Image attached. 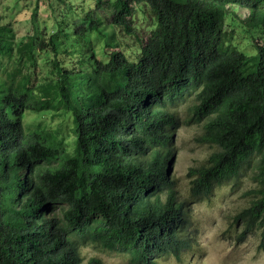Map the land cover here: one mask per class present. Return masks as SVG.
I'll return each instance as SVG.
<instances>
[{
  "label": "trees",
  "instance_id": "1",
  "mask_svg": "<svg viewBox=\"0 0 264 264\" xmlns=\"http://www.w3.org/2000/svg\"><path fill=\"white\" fill-rule=\"evenodd\" d=\"M105 1L83 14L76 37L63 14L54 13L48 38L34 30L31 47L38 41L37 50L53 54L45 84L37 66L12 57L0 13V264H84L86 240L134 264L180 258L190 247L187 216L171 172L183 104L187 122L201 127L197 141L214 148L188 171L192 195L208 198L254 165L259 186L235 221L245 223L242 237L256 230L264 250V43L248 56L224 35L231 4L251 11L252 29L264 27V0H113L108 24L142 42L135 62L120 50L102 62L81 49L86 33L105 25ZM139 14L156 25L141 39ZM77 46L88 66L74 71L68 60ZM76 73L87 74L84 92L74 87ZM58 109L72 116V153L49 130L23 123L26 111Z\"/></svg>",
  "mask_w": 264,
  "mask_h": 264
},
{
  "label": "rangeland",
  "instance_id": "2",
  "mask_svg": "<svg viewBox=\"0 0 264 264\" xmlns=\"http://www.w3.org/2000/svg\"><path fill=\"white\" fill-rule=\"evenodd\" d=\"M105 1V0H104ZM71 2L74 11L68 10L67 4ZM113 0H106L98 9L104 19L105 25L99 32H88V42L81 40V49L85 52L94 49L96 58L102 62L109 60L112 51L120 50L128 60L137 61L142 42L136 41L133 35L126 34L121 28L108 23L113 12L111 7ZM95 0H0V13L6 18L10 29L7 30L6 39L10 41L14 50L13 58H19L23 67L35 65L38 67V81L44 84L51 78L49 68L45 65L53 55L37 50L39 42L33 47L30 45V36L38 28L39 35L48 38V31L54 25L55 15H64V28L68 35L73 28L83 26L81 18L89 8H95ZM97 8V7H96ZM251 11L244 7L231 4L230 13L226 17L224 30L226 45H234L239 52L248 56L257 54L255 43H264V27L252 29L250 24ZM140 24V39L146 38L144 31L155 30L156 25L143 19L138 15ZM57 25V24H55ZM46 28L45 31H43ZM63 45L64 42H63ZM89 47V48H88ZM78 46L74 50L68 62H73L76 67H68L78 71L88 66V60L80 61ZM84 64L83 67H78ZM86 65V66H85ZM74 87L78 91L88 89L87 74L76 73L73 76ZM180 119L179 127L174 136V148L176 155L172 165L171 178L177 201L185 204L184 214L187 216L184 236L190 247L184 251L180 258L171 256L159 257L156 264H264V250L259 249L260 236L253 230L247 236L242 237L245 223L235 218L251 204L252 190L258 188L256 179L257 171L252 167L241 172L235 181L224 183L215 189L208 198H196L192 195V180L188 176L191 167L203 163L214 150L209 144H200L197 137L201 133L199 124L187 122L190 117L189 104H183L178 108ZM24 126L28 131L49 130L52 137H57L72 153L73 132L72 116L64 109L54 111H26L24 114ZM54 163V162H53ZM166 194L162 193L165 200ZM61 207V206H60ZM59 207V212L62 209ZM81 249L84 264L88 260L97 257L103 264H134L126 253L109 252L102 250L93 241L86 240Z\"/></svg>",
  "mask_w": 264,
  "mask_h": 264
}]
</instances>
